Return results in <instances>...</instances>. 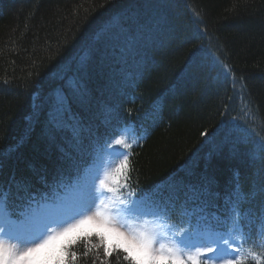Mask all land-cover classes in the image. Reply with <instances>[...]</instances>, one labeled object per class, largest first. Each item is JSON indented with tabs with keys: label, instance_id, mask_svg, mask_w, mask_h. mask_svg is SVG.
<instances>
[{
	"label": "trees",
	"instance_id": "obj_1",
	"mask_svg": "<svg viewBox=\"0 0 264 264\" xmlns=\"http://www.w3.org/2000/svg\"><path fill=\"white\" fill-rule=\"evenodd\" d=\"M124 128L146 135L130 149L129 191L178 223L235 205L245 247L259 249L264 0H0V192L12 209ZM87 244L72 245L76 264H129L103 246L85 256Z\"/></svg>",
	"mask_w": 264,
	"mask_h": 264
},
{
	"label": "snow or ice",
	"instance_id": "obj_2",
	"mask_svg": "<svg viewBox=\"0 0 264 264\" xmlns=\"http://www.w3.org/2000/svg\"><path fill=\"white\" fill-rule=\"evenodd\" d=\"M64 104L61 98L57 112ZM112 144L131 147L123 135ZM260 144L264 148V138ZM106 150L108 156H98L82 174L58 177L50 194H29L17 211L0 192V264H76L77 254L70 249L80 240L88 242L85 256L103 246L106 257L122 251L129 264H246L249 259L264 264V229L259 233L262 250L245 249L252 233L244 232L235 205L225 220L231 225L227 232L189 225L170 237L175 226L166 222L160 204L133 191L125 195L128 153L111 145ZM92 236L98 244L91 243Z\"/></svg>",
	"mask_w": 264,
	"mask_h": 264
},
{
	"label": "rangeland",
	"instance_id": "obj_3",
	"mask_svg": "<svg viewBox=\"0 0 264 264\" xmlns=\"http://www.w3.org/2000/svg\"><path fill=\"white\" fill-rule=\"evenodd\" d=\"M115 134V133H114ZM121 135H123L124 136V138H125V140H126V143H128V144H130L131 145V147H132V145L134 144L133 143V138L130 136V135H127L126 133H123V131L122 130H119L118 132H117V134L115 135V136H113L112 138H105V139H103V140H101L100 141V139L101 138H98V140H95V143H94V145H93V147L91 148V150H90V156L89 157H87V160H86V163L84 164V165H81V167L80 168H78V170H77V172H78V174H82V172H83V170L85 169V168H87L90 164H92L93 163V161L94 160H96V158L99 156V157H106V156H108V154H109V152L106 150V149H108V147L111 145V146H113V147H115L116 149H119V150H121V151H126L128 154H129V150L131 149V147L130 148H128V149H123L122 148V146L121 145H113L112 144V142L116 139V138H118V137H120ZM124 191V193H125V195L127 194V192L129 191L128 189H126V190H123ZM148 219H152V217H147ZM218 218V219H217ZM217 219V220H216ZM213 220H216V222H220V223H222L223 225H221L220 224V226H223V227H217L216 229H214V230H218V231H221V232H227L228 230H229V228H230V224L229 223H226L225 222V218H219V217H217V216H215V217H211V221H213ZM168 224H170V225H174L175 227L172 229V231H170L169 232V236L170 237H172V233L173 232H179V231H181L182 229H185V228H187V226L186 225H183V223L181 222V223H178V222H175V221H172L171 219H169L168 218V216H167V221H166ZM91 228V226L90 225H88V226H85V228L83 229L84 231H87V230H89ZM91 241L93 242V244H98L99 243V240H98V238L97 237H95V236H92L91 237ZM11 243H17L16 241H11ZM21 247H23V245H21ZM237 247H240V245H237ZM243 247L245 248V249H247L248 247H245V245H243ZM254 251H256V252H260L262 249H260L259 247V249H256V247L254 248V247H251ZM209 255H211V254H209ZM216 264H219V261H217L216 262Z\"/></svg>",
	"mask_w": 264,
	"mask_h": 264
}]
</instances>
